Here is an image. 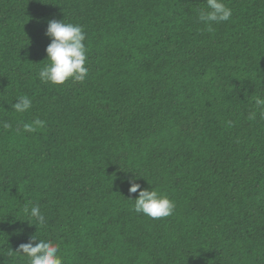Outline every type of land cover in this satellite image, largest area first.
Instances as JSON below:
<instances>
[{
  "label": "trees",
  "instance_id": "trees-1",
  "mask_svg": "<svg viewBox=\"0 0 264 264\" xmlns=\"http://www.w3.org/2000/svg\"><path fill=\"white\" fill-rule=\"evenodd\" d=\"M224 2L209 31L205 0H0V264L34 235L63 264H264V0ZM51 20L84 29V82H40ZM133 176L173 214L135 213Z\"/></svg>",
  "mask_w": 264,
  "mask_h": 264
},
{
  "label": "clouds",
  "instance_id": "clouds-1",
  "mask_svg": "<svg viewBox=\"0 0 264 264\" xmlns=\"http://www.w3.org/2000/svg\"><path fill=\"white\" fill-rule=\"evenodd\" d=\"M206 9L198 13L200 22L212 30L213 24L229 21L232 17V9L224 0H205ZM46 36L50 38V44L46 48L47 63L39 70L38 78L42 84L62 85L72 80L73 82H84L89 74L86 66L87 48L85 44L86 34L79 24L64 22V20H51L48 22ZM17 102L12 104L16 113H26L32 108V100L27 96H21ZM255 105L261 117H264V98L258 97ZM253 112L249 119H254ZM44 121L36 120L34 124H25L26 132H34L37 127L42 128ZM2 127L9 129L11 124L3 122ZM129 193H138L134 201L133 210L137 214H143L151 219L169 217L175 210V203L166 195L156 190L142 188L136 182V176L128 181ZM24 213L41 226L45 224V217L41 213L40 206L34 204L25 206ZM35 224V223H33ZM33 243V241H37ZM23 253L27 257V264H63V259L58 255L59 246L50 240L37 239L34 235L29 242L22 243L14 253Z\"/></svg>",
  "mask_w": 264,
  "mask_h": 264
}]
</instances>
